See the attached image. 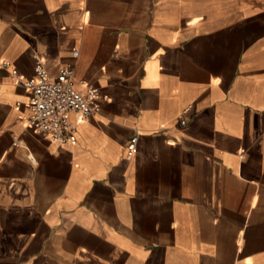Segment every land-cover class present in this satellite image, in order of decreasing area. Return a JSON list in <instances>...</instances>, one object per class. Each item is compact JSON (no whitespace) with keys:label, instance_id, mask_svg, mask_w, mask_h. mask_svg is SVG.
Here are the masks:
<instances>
[{"label":"crops","instance_id":"0c3cea01","mask_svg":"<svg viewBox=\"0 0 264 264\" xmlns=\"http://www.w3.org/2000/svg\"><path fill=\"white\" fill-rule=\"evenodd\" d=\"M36 60L100 111L60 146L0 70V264H264V0H0Z\"/></svg>","mask_w":264,"mask_h":264},{"label":"built area","instance_id":"2783aa9c","mask_svg":"<svg viewBox=\"0 0 264 264\" xmlns=\"http://www.w3.org/2000/svg\"><path fill=\"white\" fill-rule=\"evenodd\" d=\"M0 70L10 71L16 84L30 91L28 128L60 146L76 144L80 125L100 111L101 93L91 85L86 86L85 94L78 91L72 64L63 66L52 76L44 64L36 60L35 77L28 80L22 79L10 62L1 63ZM138 139V136L131 139L128 158L137 154Z\"/></svg>","mask_w":264,"mask_h":264}]
</instances>
